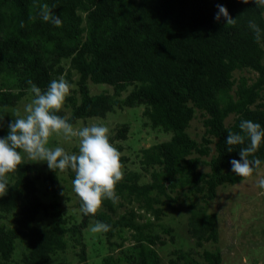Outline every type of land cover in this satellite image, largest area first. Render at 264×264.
Instances as JSON below:
<instances>
[{
    "label": "trees",
    "instance_id": "16d2710c",
    "mask_svg": "<svg viewBox=\"0 0 264 264\" xmlns=\"http://www.w3.org/2000/svg\"><path fill=\"white\" fill-rule=\"evenodd\" d=\"M45 4L61 17L62 26L42 19ZM218 4L227 8L234 24H226L223 16L214 19ZM250 19L262 30L260 41L248 27ZM243 70L253 75L235 76ZM72 72L77 74V88L65 99L69 115L57 113L72 125L78 119L104 118L116 109L143 106V125L169 136L140 147L139 169L124 172L116 186L117 202L105 199L95 216L80 212L79 222L69 226L60 204L43 202L37 194L36 181L42 177L45 188L52 189L59 180L58 169L47 167L44 173L42 167L23 160L13 171L7 194L0 197V264H10L16 240L24 242L19 264H51V257L66 249L67 234L79 246L73 264H90L82 231L91 219L111 225L104 233L108 251L101 264H198L190 252L179 248L163 262L157 247L165 241L155 227L170 234L172 241V227L159 220L179 201L180 193L191 194L202 204L188 203L190 238L196 245L220 240L217 216L206 212L207 204L215 199L217 187L246 181L264 164L262 141L255 153L262 161L260 168L251 177L237 176L230 161L240 159L242 146H231L228 152L225 142L230 130L240 131L241 120L264 127V3L0 0V138L16 118H8L3 109L14 107L31 92L29 80L46 91L61 74L71 82ZM89 81L107 88L91 94ZM196 111L203 126L200 140L187 132ZM128 129V123L121 124L110 142L126 139ZM116 147L122 149L120 144ZM127 161L128 156L121 155L122 165ZM141 171L148 180L140 183ZM66 172L75 178L72 169ZM125 204L131 207L120 213ZM39 213L59 223L40 228L34 224ZM6 218H11V225H5ZM123 230L127 235L121 234ZM116 236L119 241L112 240ZM201 257L206 264L222 260L218 247L203 250Z\"/></svg>",
    "mask_w": 264,
    "mask_h": 264
},
{
    "label": "rangeland",
    "instance_id": "374dc122",
    "mask_svg": "<svg viewBox=\"0 0 264 264\" xmlns=\"http://www.w3.org/2000/svg\"><path fill=\"white\" fill-rule=\"evenodd\" d=\"M64 66H68L67 62L62 61ZM66 71L64 70V74ZM252 76L253 73L249 71H241L235 73ZM60 76H64L61 74ZM59 76V77H60ZM77 74L72 72L71 84L74 87L70 90V94L77 88L75 84ZM89 92L91 94L99 93L106 89L107 86L103 84H94L88 82ZM77 96V93H75ZM34 98L31 92H27L26 96L21 99L14 107L3 109L9 117H16L18 113L21 117L26 116L25 107ZM61 110L66 116L69 115V109L65 107V103ZM143 106L137 108H121L116 109L113 113H108L104 118L92 117L86 119H78L73 127L79 130L86 126L104 125L110 129V136H113L116 129L123 123H128L129 129L127 131L126 139H115L111 143L121 145V155L128 156L127 163L123 164V171L130 169H139L138 156L140 147L148 146L149 144L164 140L168 138V134L161 131L154 130L149 125H143L146 119L142 116ZM231 117L227 118L230 121ZM187 132L191 138L200 140L203 133V126L199 112H195L194 118L191 119ZM49 147H63L67 152L74 153L79 150V138H66L63 133L54 134L49 138ZM23 160L29 161L36 166L42 167L43 172H46L48 167L46 162H36L29 159L26 153H22ZM207 158V157H203ZM140 171V170H139ZM13 173H6L8 184L13 180ZM59 180L56 185L50 190L45 188V182L41 177L36 181L37 194L43 202H58L61 206V214L65 218V225L69 226L78 223L80 220L81 208L78 205L80 198L73 190V184L66 170L57 172ZM141 177L142 181L148 180V175L144 174ZM264 178V164L256 172V174L243 182L229 185H220L216 189V197L211 200L206 206V212H213L217 216V226L219 232V239L216 242H202L196 245L192 238L187 233L186 223L188 215V203L193 202L194 205L200 206L202 203L197 196L191 194L179 195V201L171 208L165 209V214L159 220L164 227H172V234L174 238L170 240V234L156 228L157 233L165 241V244L157 247L158 254L163 262L168 261L170 257H174L171 252L174 249H182L190 252L191 256L198 261V264H206L201 253L203 250H213L219 248L221 250L220 264H264V189L257 186V181ZM63 193V194H62ZM125 207L130 208L131 205L125 204L118 211L121 213ZM102 205L99 210H102ZM49 211H52L50 209ZM141 212V211H140ZM5 225H11V218H6ZM96 221L91 219L87 227L82 231V240L86 246V255L88 263L101 264L102 257L107 253V242L104 233L91 232V226ZM59 223L58 220L43 213H39L34 220V224L40 228H49L54 224ZM121 234L127 235V231L123 230ZM66 249L63 252H57L50 259L51 264L61 263H75L77 260L78 245H73L72 240L66 235ZM112 240L119 241V236L112 238ZM129 240H125L124 244H128ZM24 251V242L16 240L14 250L11 254L10 264H19L21 253ZM116 252V251H115ZM246 262V263H245Z\"/></svg>",
    "mask_w": 264,
    "mask_h": 264
},
{
    "label": "clouds",
    "instance_id": "9594fccd",
    "mask_svg": "<svg viewBox=\"0 0 264 264\" xmlns=\"http://www.w3.org/2000/svg\"><path fill=\"white\" fill-rule=\"evenodd\" d=\"M255 2L264 3V0ZM217 8L216 21L223 16L226 24L235 23L225 6L218 4ZM40 15L45 22L62 26L61 17L47 4L42 6ZM248 27L255 39L260 41L262 30L254 19L248 21ZM28 84L34 98L25 107L26 116L21 117L17 113L16 118L8 124V134L0 138V197L8 191L6 173L16 171L23 162L22 153H26L33 161L46 162L51 170L72 169L75 172L73 190L82 202L81 212L95 216L105 199L113 203L119 200L116 186L124 178L121 152L110 142V129L94 124L76 130L68 118L57 114L74 87L64 76L52 80L46 91L31 80ZM238 127L239 132H228L225 142L230 146L228 152H232L231 146H242L239 149L240 159L230 161L231 171L247 178L262 164L255 153L264 141V127L252 120H241ZM58 133H63L66 138L78 137V152L69 153L59 146L49 147V138ZM257 186L264 189V178L257 181ZM110 228L111 225L96 221L90 230L93 233H106Z\"/></svg>",
    "mask_w": 264,
    "mask_h": 264
}]
</instances>
